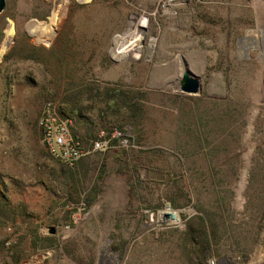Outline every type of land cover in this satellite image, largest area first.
I'll return each instance as SVG.
<instances>
[{
    "label": "rangeland",
    "instance_id": "rangeland-1",
    "mask_svg": "<svg viewBox=\"0 0 264 264\" xmlns=\"http://www.w3.org/2000/svg\"><path fill=\"white\" fill-rule=\"evenodd\" d=\"M49 103L88 151L71 167L40 143ZM166 204L204 219V257L191 220H148ZM211 260L264 264V0H5L0 264Z\"/></svg>",
    "mask_w": 264,
    "mask_h": 264
},
{
    "label": "built area",
    "instance_id": "built-area-1",
    "mask_svg": "<svg viewBox=\"0 0 264 264\" xmlns=\"http://www.w3.org/2000/svg\"><path fill=\"white\" fill-rule=\"evenodd\" d=\"M167 2L170 1L162 2V12L165 10L171 11L172 5ZM68 124V120L58 118L54 107L50 103L43 108L38 120V127L41 130V145L54 160L64 166L71 167L83 158L88 151L84 148L82 141L70 133ZM112 137L117 140L120 139L123 145L128 143L127 134L120 131H115ZM91 146L92 150L105 151L112 147V139L102 136L92 140ZM146 215L150 222L156 219L161 224L169 223L181 227L192 214L189 209H174L166 204L157 209L156 212L146 210ZM208 264H214V261L211 260Z\"/></svg>",
    "mask_w": 264,
    "mask_h": 264
},
{
    "label": "water",
    "instance_id": "water-1",
    "mask_svg": "<svg viewBox=\"0 0 264 264\" xmlns=\"http://www.w3.org/2000/svg\"><path fill=\"white\" fill-rule=\"evenodd\" d=\"M4 7L5 0H0V13L4 10ZM181 57L183 62H185L184 57ZM173 89L188 95H198L201 92V80L197 75L193 74L190 69H188L186 63H184V70L179 73V76L173 85ZM109 242V240L106 241L107 244Z\"/></svg>",
    "mask_w": 264,
    "mask_h": 264
},
{
    "label": "trees",
    "instance_id": "trees-1",
    "mask_svg": "<svg viewBox=\"0 0 264 264\" xmlns=\"http://www.w3.org/2000/svg\"><path fill=\"white\" fill-rule=\"evenodd\" d=\"M191 219H193V217L192 218L189 217L186 222H189ZM207 219L208 221L210 220L209 217ZM211 228L212 226L210 224V232L212 230ZM186 233L191 238V240L196 239L197 242H195V244L198 247L200 255L204 257L205 250L208 246V242H207L208 232L206 231L204 219L201 217H198L194 220H191L190 223L188 224Z\"/></svg>",
    "mask_w": 264,
    "mask_h": 264
},
{
    "label": "bare ground",
    "instance_id": "bare-ground-1",
    "mask_svg": "<svg viewBox=\"0 0 264 264\" xmlns=\"http://www.w3.org/2000/svg\"><path fill=\"white\" fill-rule=\"evenodd\" d=\"M151 47H152V46H151ZM178 64H179V63H178ZM180 71H181V70H180V68H179V72H178V75H179Z\"/></svg>",
    "mask_w": 264,
    "mask_h": 264
}]
</instances>
